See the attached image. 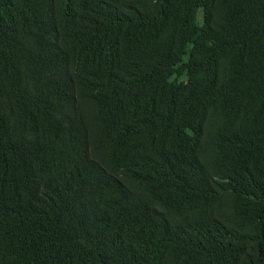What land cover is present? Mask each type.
<instances>
[{
  "label": "trees",
  "instance_id": "1",
  "mask_svg": "<svg viewBox=\"0 0 264 264\" xmlns=\"http://www.w3.org/2000/svg\"><path fill=\"white\" fill-rule=\"evenodd\" d=\"M0 264H264V0H0Z\"/></svg>",
  "mask_w": 264,
  "mask_h": 264
}]
</instances>
